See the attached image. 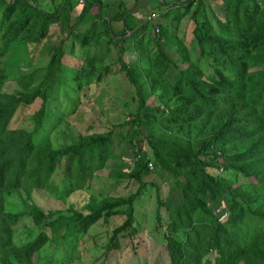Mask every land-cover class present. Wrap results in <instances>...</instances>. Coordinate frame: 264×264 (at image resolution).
<instances>
[{
  "label": "trees",
  "instance_id": "16d2710c",
  "mask_svg": "<svg viewBox=\"0 0 264 264\" xmlns=\"http://www.w3.org/2000/svg\"><path fill=\"white\" fill-rule=\"evenodd\" d=\"M139 1H119L108 16L102 0H0V264H32L49 239L43 230L16 242L13 226L24 214L42 229L60 225L55 239L73 248L86 244L85 231L95 222L121 215L105 245V252L117 249L119 236L136 235L135 201L149 187L167 264H264V0H144L150 6L139 8L138 17ZM183 17L194 59L176 35ZM80 24L87 26L79 30ZM68 36L82 47L96 37L113 46L117 69L106 65L102 74L111 68L124 74L134 110L120 123L88 122L70 144L36 143L47 89L80 88L81 64L68 81L60 75ZM124 49L137 54L129 65ZM39 53L46 54L45 65L27 72L35 87L4 92L7 59L26 55L34 64ZM153 96L157 102L149 105ZM19 109L26 113L11 124ZM19 119L30 124L18 126ZM124 156L128 168L111 166ZM61 159L57 184L52 174ZM102 170L114 184L129 181L133 188L97 199L87 194ZM161 184L168 185L164 197ZM59 185L58 199L66 204L70 194L79 195L80 204L55 209L32 202L36 188L56 194ZM18 188L30 201L28 211L4 210V197Z\"/></svg>",
  "mask_w": 264,
  "mask_h": 264
},
{
  "label": "rangeland",
  "instance_id": "374dc122",
  "mask_svg": "<svg viewBox=\"0 0 264 264\" xmlns=\"http://www.w3.org/2000/svg\"><path fill=\"white\" fill-rule=\"evenodd\" d=\"M102 1L109 5L107 8L108 16L116 11L115 5L119 1L124 2L128 6L132 4V0ZM79 4L76 8H80ZM136 6V15L141 17L139 8L141 10L142 7L147 9L150 3H144V0H141ZM78 11V9H75L72 12V16H75ZM141 14L145 16L144 13ZM86 26V24H80L78 29L83 30ZM186 28L187 17H183L179 21L178 26H176V35L189 45L188 53L194 59L197 55V48L193 43L190 42L189 44L190 36L187 35L188 30ZM53 31H57L56 25L51 27V32ZM63 50L65 54L61 60L60 75L68 81L75 75L76 67L81 64V70L78 71L80 88L77 90L73 83L63 85L58 83V85H55L56 87L47 89L48 113L44 116L45 125L43 130L39 131V138H37L36 143L48 139L54 146L70 144L85 130V125L88 122L120 123L127 119L128 114L134 110L131 86L123 73L113 72L112 68L117 69V64H115L117 53L113 46L106 42L104 37L93 38L88 46L82 47L71 36H68L63 43ZM121 55L126 65H129V62L134 59L136 60L137 57V54L131 49H124ZM26 57V55H18L7 59V79L2 86L4 92L13 93L15 90H32L35 87L34 79L29 78L27 72L34 67L44 66L47 56L45 53H39L34 64H29ZM106 65L112 68L110 67V72H108L110 74L103 75V70L101 69ZM102 75V79L97 81ZM89 79H92L93 82L89 87H85L84 83ZM95 90L97 92L93 93ZM156 102L154 96L147 101L149 105H154ZM37 103L38 100L32 103L27 113L35 110L38 106ZM25 113L26 111L23 113L21 109L17 110L12 117L11 124H14L17 118H21ZM29 124L30 122L24 121V119L18 122V126H27ZM115 145L113 144V146ZM130 162L131 159L124 156L123 159L111 164V166L118 164L123 169H126L129 167ZM62 164L63 159L60 160V164L52 174L54 183L59 184L63 176ZM94 176L90 179V188L86 189V193L96 199L112 193L125 194L134 186L129 181L127 186H125V182L114 184L111 179L107 178L104 170L98 171ZM234 184H238V182ZM167 188L168 185L161 184V197L166 195ZM35 190L36 194L32 195V202L43 208L48 206L55 209L64 208L67 203L78 205L81 202V200L79 201V195L71 197L70 194V201L68 200L64 204L61 199H58L63 194L61 188L58 189L56 194L44 193L39 188ZM154 191L153 187L147 188L135 201L134 224L138 230L136 235L132 238L119 236V247L108 252H105V245L108 242L109 232L121 222L123 217L121 215L112 216L106 224L101 223V221L95 222L86 229L83 241L80 239L86 244L77 243L76 248H73L72 243L66 246V244L60 243L55 239V233L60 228V225L55 224L50 229H42L32 223L28 214L22 215L16 221L13 226L16 230L14 231V237L16 242H20L21 239L31 238L40 231L44 230L47 232L49 239L30 258L32 264H167V254L161 234L153 228L156 223L154 220ZM86 198H82L83 203ZM45 202H48V204H45ZM30 205V201L21 195L18 188L4 197L2 207L9 212H27ZM70 248L73 250H69Z\"/></svg>",
  "mask_w": 264,
  "mask_h": 264
},
{
  "label": "built area",
  "instance_id": "2783aa9c",
  "mask_svg": "<svg viewBox=\"0 0 264 264\" xmlns=\"http://www.w3.org/2000/svg\"><path fill=\"white\" fill-rule=\"evenodd\" d=\"M153 16H154V14H151V15H150V16H148L147 18L149 19V17L151 18V17H153ZM147 165H148V167H149V168H151V163H150V162H148V164H147Z\"/></svg>",
  "mask_w": 264,
  "mask_h": 264
},
{
  "label": "crops",
  "instance_id": "0c3cea01",
  "mask_svg": "<svg viewBox=\"0 0 264 264\" xmlns=\"http://www.w3.org/2000/svg\"><path fill=\"white\" fill-rule=\"evenodd\" d=\"M134 14H136V12Z\"/></svg>",
  "mask_w": 264,
  "mask_h": 264
}]
</instances>
